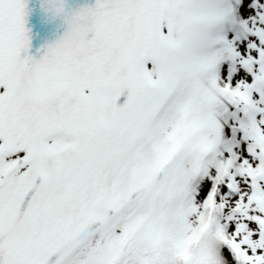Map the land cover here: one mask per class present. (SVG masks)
<instances>
[{
	"label": "snow or ice",
	"instance_id": "1",
	"mask_svg": "<svg viewBox=\"0 0 264 264\" xmlns=\"http://www.w3.org/2000/svg\"><path fill=\"white\" fill-rule=\"evenodd\" d=\"M0 0V264H264V0Z\"/></svg>",
	"mask_w": 264,
	"mask_h": 264
},
{
	"label": "water",
	"instance_id": "2",
	"mask_svg": "<svg viewBox=\"0 0 264 264\" xmlns=\"http://www.w3.org/2000/svg\"><path fill=\"white\" fill-rule=\"evenodd\" d=\"M83 2L84 0H69V3L73 6ZM32 7L34 8V15L31 17V23L35 33H37L35 44L39 46L44 40L52 37L54 25L45 23L44 14L39 9V0H32Z\"/></svg>",
	"mask_w": 264,
	"mask_h": 264
}]
</instances>
